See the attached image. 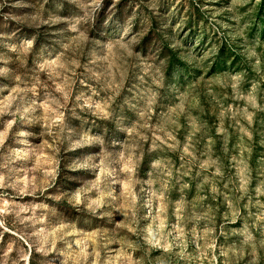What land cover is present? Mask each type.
I'll list each match as a JSON object with an SVG mask.
<instances>
[{
    "label": "rangeland",
    "instance_id": "374dc122",
    "mask_svg": "<svg viewBox=\"0 0 264 264\" xmlns=\"http://www.w3.org/2000/svg\"><path fill=\"white\" fill-rule=\"evenodd\" d=\"M0 264H264V0H0Z\"/></svg>",
    "mask_w": 264,
    "mask_h": 264
}]
</instances>
